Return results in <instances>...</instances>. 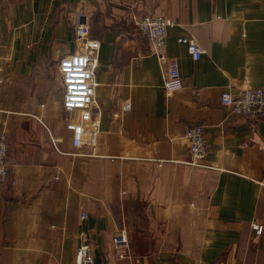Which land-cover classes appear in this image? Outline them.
I'll use <instances>...</instances> for the list:
<instances>
[{
	"label": "crops",
	"instance_id": "obj_1",
	"mask_svg": "<svg viewBox=\"0 0 264 264\" xmlns=\"http://www.w3.org/2000/svg\"><path fill=\"white\" fill-rule=\"evenodd\" d=\"M146 14L175 21L165 51L182 86L171 94L136 24ZM78 23L101 41L95 146H74L63 107L59 61L80 45ZM0 68L16 179L0 183V264H78L82 231L94 264H264L252 225L264 226V119L221 104L225 89L264 86V0H0ZM190 124L205 126L199 163ZM122 228L127 257L113 244Z\"/></svg>",
	"mask_w": 264,
	"mask_h": 264
},
{
	"label": "built area",
	"instance_id": "obj_2",
	"mask_svg": "<svg viewBox=\"0 0 264 264\" xmlns=\"http://www.w3.org/2000/svg\"><path fill=\"white\" fill-rule=\"evenodd\" d=\"M136 24L143 37L147 38L153 53L164 65L163 85L166 92L171 94L182 86L179 60L168 56L165 51L170 29L174 27L175 21L166 15L146 14L136 19ZM75 32L80 45L73 53L63 56L59 61V70L64 83L63 107L68 114L66 127L72 132L75 147L85 144L95 146L99 131L98 126L94 127V110L98 107L96 74L100 60L101 41L90 38V27L86 24L78 23ZM178 39L187 45L194 59L202 58L205 50L196 39L189 36H181ZM1 81L3 77L0 68ZM221 104L229 107L234 113L245 116L250 123L255 124L264 119V86L247 87L239 93L225 89L221 95ZM128 107L127 104L126 108ZM88 134L89 140L86 138ZM184 139L194 163H199L206 157L208 145L204 125H187ZM8 147V135L0 131V183L14 184L16 179L10 174L7 159ZM87 217L88 213L83 212L82 218ZM252 225L257 233L264 231V226L258 222L255 221ZM113 244L120 257L129 256L130 243L125 228L115 231ZM91 249L89 236L82 231L76 254L78 264H94Z\"/></svg>",
	"mask_w": 264,
	"mask_h": 264
}]
</instances>
